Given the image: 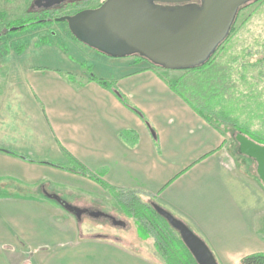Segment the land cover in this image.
<instances>
[{
	"label": "crops",
	"instance_id": "crops-1",
	"mask_svg": "<svg viewBox=\"0 0 264 264\" xmlns=\"http://www.w3.org/2000/svg\"><path fill=\"white\" fill-rule=\"evenodd\" d=\"M66 43L68 53L29 41L0 66V149L15 153L0 150V264H164L123 238L87 231L83 218H107L92 213L112 215L104 208L116 202L95 178L72 170L79 163L184 220L219 264L264 253L257 164L249 173L221 127L192 106L178 84L184 70L111 57L75 38ZM88 67L144 118L91 79ZM47 194L87 211L78 218Z\"/></svg>",
	"mask_w": 264,
	"mask_h": 264
},
{
	"label": "water",
	"instance_id": "water-1",
	"mask_svg": "<svg viewBox=\"0 0 264 264\" xmlns=\"http://www.w3.org/2000/svg\"><path fill=\"white\" fill-rule=\"evenodd\" d=\"M63 0H37L54 7ZM253 0H203L202 4L153 6L150 0H106L98 8L57 18L67 21L75 39L111 57L141 55L167 70H187L202 65L229 36L242 6ZM240 152L257 163L264 184V144L238 132ZM66 211L81 218L87 210L74 206L57 194H47ZM154 210L180 235L197 264H219L207 242L184 220L157 202ZM116 226L126 222L104 212Z\"/></svg>",
	"mask_w": 264,
	"mask_h": 264
},
{
	"label": "rangeland",
	"instance_id": "rangeland-1",
	"mask_svg": "<svg viewBox=\"0 0 264 264\" xmlns=\"http://www.w3.org/2000/svg\"><path fill=\"white\" fill-rule=\"evenodd\" d=\"M100 1L68 0L69 5L74 7L62 8L57 13H71L80 6L96 5ZM77 3L80 4L76 7ZM52 30L54 35H51L48 29L27 28L8 39H1L0 66L8 59L15 57L16 48L29 41L34 42L39 39V36L45 34L48 43H57L63 52L68 53L69 46L66 40L73 39L74 36L66 24L54 22ZM182 79L178 84L184 93L196 104L205 108L212 115V121L224 131L230 153L244 164L249 173L256 175L257 163L253 159L242 156L236 140L238 131L235 126L236 124L247 126L253 132L264 134V0H255L244 5L229 36L217 49L209 65L201 71H182ZM64 197L68 198L67 195ZM112 198L115 200L113 196ZM141 198L150 205L154 201L142 194ZM115 202L116 205H110L104 209H109L116 219L125 221L126 226H116L108 218L85 216L83 222L87 221L91 224L87 231L123 238L127 243L134 244V247H141L154 253L156 258L163 262L155 247V239L146 237L137 219L120 208L116 200Z\"/></svg>",
	"mask_w": 264,
	"mask_h": 264
},
{
	"label": "trees",
	"instance_id": "trees-1",
	"mask_svg": "<svg viewBox=\"0 0 264 264\" xmlns=\"http://www.w3.org/2000/svg\"><path fill=\"white\" fill-rule=\"evenodd\" d=\"M220 45L218 46V48L220 47ZM25 46L26 45L20 46L18 51L22 52ZM217 49L214 51L213 54H211V56L204 63H202V65L187 70H194V71L204 70L205 67L209 65V63L211 62V58L213 57ZM134 56L142 60L145 59L141 55H134ZM88 70L91 72L90 67H88ZM67 77L70 80L73 79L72 74H67ZM91 79L97 81L98 83H100L105 87H110L111 89H113L116 95L127 107H129L130 109L138 113L140 116H142V118H144L143 114L136 107L131 105L130 102L126 99V97L122 93H120L115 87H113V84L111 82L96 77L94 74H92V72H91ZM192 106L196 110H198L206 119L214 123L211 118L212 115L209 114L207 110H205V108H203L199 104H192ZM235 127L238 132L249 136L250 138L261 144H264V134L259 132H253L247 126L236 124ZM152 132L154 133L153 129ZM0 150L15 154L10 150H5V149H0ZM19 156L30 161H36L27 156H23V155H19ZM40 162L48 163L63 168V166H61L60 164H56L53 162H46V161H40ZM72 170L87 175L91 178H95L98 182H100V184L105 189H107L111 193V195L117 201L120 208H122L127 214L137 219V222L139 223L142 233L146 237L149 236L155 239V247L159 252L161 258L163 259L164 264H197L194 257L183 243L179 233L174 228H172L171 225L167 222V220L164 219L162 216H160L148 202L146 203L142 200L141 192L113 187L109 185L105 180L98 178L96 174H93L83 166H80V163L78 169L72 168ZM239 264H264V253H254V254L246 255L245 257L242 258Z\"/></svg>",
	"mask_w": 264,
	"mask_h": 264
},
{
	"label": "flooded vegetation",
	"instance_id": "flooded-vegetation-1",
	"mask_svg": "<svg viewBox=\"0 0 264 264\" xmlns=\"http://www.w3.org/2000/svg\"><path fill=\"white\" fill-rule=\"evenodd\" d=\"M36 1L37 0H24L23 2L21 0H0V40L3 38L8 39L10 36L17 34L18 32L24 31L25 29L27 30V28H37V27L48 29L49 33L51 35H54L55 33L52 30V26L54 22H63L68 27L67 21H57V18L66 15H74L83 9L98 8L106 0H101L96 5L87 4L85 6H80L78 7V9H76L71 13L65 12L63 14H58L57 12L62 8H69L72 6L74 7V5H69L68 0H63L62 3L55 5L54 7H46L44 5H38ZM83 1L84 0H81V2ZM202 2L203 0H150V3L153 6H171V7L185 6L192 4L201 5ZM23 3H25V5ZM80 3L75 4V6L77 7V5H79ZM22 6H23V10H21ZM54 13L56 14L54 15ZM39 41L43 43H47L48 42L47 35L45 34L39 36ZM6 43H8L7 40Z\"/></svg>",
	"mask_w": 264,
	"mask_h": 264
}]
</instances>
